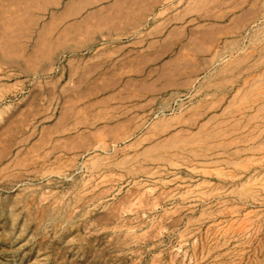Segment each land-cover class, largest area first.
Instances as JSON below:
<instances>
[{"label":"rangeland","instance_id":"obj_1","mask_svg":"<svg viewBox=\"0 0 264 264\" xmlns=\"http://www.w3.org/2000/svg\"><path fill=\"white\" fill-rule=\"evenodd\" d=\"M0 264H264V0H0Z\"/></svg>","mask_w":264,"mask_h":264}]
</instances>
